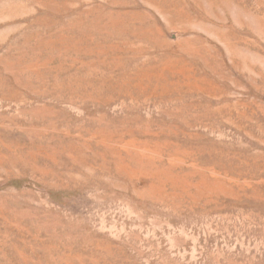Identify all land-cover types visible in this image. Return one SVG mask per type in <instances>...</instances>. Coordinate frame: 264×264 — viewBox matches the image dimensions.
<instances>
[{"label": "rangeland", "instance_id": "1", "mask_svg": "<svg viewBox=\"0 0 264 264\" xmlns=\"http://www.w3.org/2000/svg\"><path fill=\"white\" fill-rule=\"evenodd\" d=\"M0 264H264V0H0Z\"/></svg>", "mask_w": 264, "mask_h": 264}]
</instances>
